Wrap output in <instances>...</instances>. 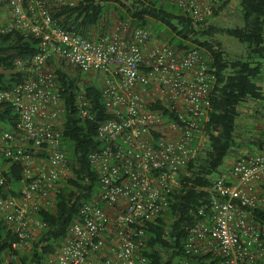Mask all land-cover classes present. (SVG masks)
Wrapping results in <instances>:
<instances>
[{"label": "built area", "instance_id": "obj_1", "mask_svg": "<svg viewBox=\"0 0 264 264\" xmlns=\"http://www.w3.org/2000/svg\"><path fill=\"white\" fill-rule=\"evenodd\" d=\"M0 34L36 40L41 53L15 61L21 79L0 90L17 122L0 129V221L15 236L4 262L28 253L54 211L56 195L72 173L64 150L63 113L51 67L63 64L100 83L111 119L97 128L100 148L88 156L97 189L64 237L40 264H151L145 255L150 228L184 188L190 164L204 157L206 125L217 85L216 69L198 50L179 51L151 38L146 28L119 22L107 32L60 26L54 14L75 0H2ZM195 25H207L221 0H161ZM97 30V31H95ZM95 35L91 36V32ZM159 101L161 108L149 109ZM76 105L87 117L78 93ZM21 167V179L4 188L2 171ZM206 203L195 210L165 264H264V139L262 150L240 155L208 177ZM171 220L163 219L167 239ZM173 243V242H171ZM170 256L172 258L170 259Z\"/></svg>", "mask_w": 264, "mask_h": 264}, {"label": "trees", "instance_id": "obj_2", "mask_svg": "<svg viewBox=\"0 0 264 264\" xmlns=\"http://www.w3.org/2000/svg\"><path fill=\"white\" fill-rule=\"evenodd\" d=\"M221 2L219 10L225 8L229 1ZM3 5L4 1L0 0V7ZM108 9L115 11L120 22L129 23L132 27L148 29L151 22L159 24L170 34L171 38L165 37L167 45L179 51L198 50L206 56V63L216 69L217 85L212 93V111L206 125L209 144L205 155L195 164H190V177L183 179L184 188L172 194L169 210L164 215L165 219L171 220L167 239L162 228L164 218L150 228L149 248L145 255L151 264H165L161 254L169 251L173 245L178 247L185 228L193 221L195 210L206 203L207 195L203 190L209 186L208 177L220 170L225 159L237 147L234 134L240 117L239 106L252 101L261 102L264 108V92L258 85L264 78V0H238L242 28L195 25L180 11H175L174 5L161 0H75L72 7H62L53 16L59 20L60 26H69L74 32L84 34L85 28L100 29ZM217 16L218 12H215L214 18ZM106 27L104 23L101 31L105 32ZM218 35L233 38L245 46L244 56L228 59L222 44L215 39ZM39 53L41 50L36 40L24 38L18 32L0 34V90L9 89L24 75L15 73L16 60L31 58ZM51 69L64 105V150L72 175L56 195L55 210L39 212V219L46 224V231L32 243L30 251L16 261L4 262L15 236L8 225L0 221V264H40L45 254L54 251L56 243L64 237L69 225L78 216L80 207L97 189L96 176L88 156L100 148L96 138L97 128L110 120L111 115L104 107L99 85L63 64L53 65ZM78 93L83 94L87 117L81 116L76 105ZM159 108V101L149 105L152 110ZM16 122L13 108L7 103L0 104V129L8 130ZM263 139L264 130L252 142L255 150H262ZM9 163V160H2L0 169ZM1 175L4 188L14 186L21 179V167L8 166ZM2 194L4 189L0 188ZM259 218L264 222V216Z\"/></svg>", "mask_w": 264, "mask_h": 264}, {"label": "rangeland", "instance_id": "obj_3", "mask_svg": "<svg viewBox=\"0 0 264 264\" xmlns=\"http://www.w3.org/2000/svg\"><path fill=\"white\" fill-rule=\"evenodd\" d=\"M227 1V0H222ZM228 4L225 8L218 11V16L212 19L209 22V25L223 27V28H242L243 23L241 20V15L238 10V0H228ZM169 8L171 5H167ZM175 11L179 10L176 8ZM1 20V19H0ZM118 16L114 10L108 9L106 11L105 21L107 32L111 27L118 24ZM103 25L100 26V29L95 30L98 33L103 29ZM148 30L151 34V38L159 43H167L165 37L171 38L170 34L167 33V30L155 22H151ZM95 31L91 32V36ZM102 32V31H101ZM217 41L222 44L223 51L228 59H238L244 56L245 46L241 45L238 41L233 38L218 35L215 37ZM264 60H262L263 62ZM86 80H91L97 85H100L97 80L93 79L92 76L85 77ZM259 87L264 92V78L261 82L258 83ZM240 117L236 122V131L234 134L237 147L234 149V152L228 156L224 164L227 161L243 155L245 153L252 154L255 150V147L252 145V142L259 138L260 133L264 130V108L262 103L247 101L245 104L239 106ZM224 165L220 168L223 169Z\"/></svg>", "mask_w": 264, "mask_h": 264}]
</instances>
